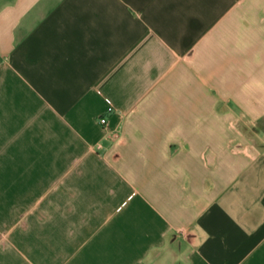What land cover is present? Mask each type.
Wrapping results in <instances>:
<instances>
[{"label": "crops", "instance_id": "1", "mask_svg": "<svg viewBox=\"0 0 264 264\" xmlns=\"http://www.w3.org/2000/svg\"><path fill=\"white\" fill-rule=\"evenodd\" d=\"M0 264H264V0H0Z\"/></svg>", "mask_w": 264, "mask_h": 264}, {"label": "built area", "instance_id": "2", "mask_svg": "<svg viewBox=\"0 0 264 264\" xmlns=\"http://www.w3.org/2000/svg\"><path fill=\"white\" fill-rule=\"evenodd\" d=\"M114 110H115V109H114L112 103L110 102V107H109L108 111H109V112H113ZM100 122H101L102 125H105V126H106L107 123H108L106 117H103V118L100 120Z\"/></svg>", "mask_w": 264, "mask_h": 264}]
</instances>
